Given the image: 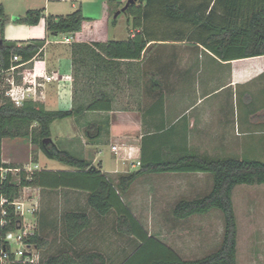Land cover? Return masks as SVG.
I'll return each mask as SVG.
<instances>
[{
  "label": "trees",
  "instance_id": "16d2710c",
  "mask_svg": "<svg viewBox=\"0 0 264 264\" xmlns=\"http://www.w3.org/2000/svg\"><path fill=\"white\" fill-rule=\"evenodd\" d=\"M119 7L116 4V10ZM120 13L126 16L128 23L130 21L133 31L139 30L132 37L124 41L72 45L75 97L70 110H47L38 100H24L21 106L16 107L0 95V251L6 248L3 241L5 233L16 230L22 222L12 203L19 199L24 188L68 189L85 194V205L98 217L113 213L116 233L139 242V246L120 264H237V223L232 192L238 185H264V161L236 157L207 158L187 151L168 152L165 147L168 138L160 144L154 143L157 137L163 136L161 125L155 126L151 136L142 138L139 168L118 176L113 184L99 167L59 149L51 140L50 126L54 121L68 118L78 121L88 112L112 111V89L124 76L121 67L126 71L131 61L141 62L148 44L192 42L222 61L263 56L264 0H132ZM42 19L45 31L50 35L79 33L83 23L90 20L82 16L79 8L69 15L56 17H44L42 10H29L14 18L13 22L36 26ZM6 20L0 5L2 69L9 68L13 55L20 59L15 65L29 62L45 43L44 40H32L24 46H17L16 42L4 40L2 30ZM110 24L114 26L115 19ZM127 83H130L129 78ZM101 131V128L89 124L84 134L92 140ZM15 138L29 140L47 159L58 161L70 170L27 172L20 166L3 163L1 142ZM162 148L165 149L161 151ZM10 169H19L15 177L8 171ZM3 170L7 172L3 174ZM163 173L211 175L209 193L195 200H179L172 215L184 220L205 215L213 209L220 211L223 233L220 245L213 253L195 260H182L164 243L148 236L122 201L121 196L141 176ZM62 224L66 240L73 242L88 228L90 219L84 211L72 210L63 214ZM27 243L35 245L39 252L46 245L38 232L29 236ZM38 264H107V260L97 252L77 257L61 253L46 259L41 257Z\"/></svg>",
  "mask_w": 264,
  "mask_h": 264
},
{
  "label": "crops",
  "instance_id": "0c3cea01",
  "mask_svg": "<svg viewBox=\"0 0 264 264\" xmlns=\"http://www.w3.org/2000/svg\"><path fill=\"white\" fill-rule=\"evenodd\" d=\"M53 2L57 1L44 0L39 5L25 2V12L42 10L44 17L71 14L63 15L53 10ZM125 2L114 1L121 8ZM81 4H71V8L76 11ZM101 17L99 20L89 18L83 23L81 31L74 34L50 35L45 31L43 19L36 26L20 25L16 29L18 39L10 42H16L19 46L32 40L45 41L29 62L21 64L19 75L15 77L21 92L29 89L25 100L41 101L47 110L67 111L72 108L75 97L72 45L116 41L114 35L109 39L105 34L115 29L116 25L109 27L111 24ZM102 23L107 25L103 32L100 33L97 27L93 28V24L98 26ZM137 31H127L124 39L132 37ZM65 36H70L71 42H64ZM149 55L154 63L142 70ZM126 68L125 71L121 67L123 77L130 81V101H124L125 107H116L122 100L114 97L112 111L88 112L78 121L74 118L64 119L67 121V132H61V127L56 126L54 137L56 141L63 139L67 146L64 150L80 152L82 159L99 167L113 184L118 176L139 168L142 138L151 136L155 126L162 125L163 135L168 131L171 133L166 141L171 153L187 151L207 158L231 153L264 154V55L222 61L192 42H157L148 44L141 62L131 61ZM142 71L147 79L146 104L139 94ZM51 76L54 79L45 81L44 77ZM224 94L228 96L227 99L222 97ZM55 123L51 124L50 133ZM89 124L102 129L100 135L92 140L84 134ZM51 138L53 140L52 133ZM17 139L2 140L3 163L20 166L27 172L70 170L63 164L49 165V159L39 149L36 150L29 141L16 144ZM20 145L25 148V154L22 159H15L12 150ZM107 156H110V160ZM49 161L52 163L54 160ZM6 172L2 171L3 174ZM151 175L179 182L191 178L195 189L196 181L205 176L203 173H163L143 175L138 180ZM26 190L40 195L43 191H49ZM58 190L76 194L68 189Z\"/></svg>",
  "mask_w": 264,
  "mask_h": 264
},
{
  "label": "rangeland",
  "instance_id": "374dc122",
  "mask_svg": "<svg viewBox=\"0 0 264 264\" xmlns=\"http://www.w3.org/2000/svg\"><path fill=\"white\" fill-rule=\"evenodd\" d=\"M44 0H0L6 21L3 25V38L6 41H14L16 29L20 26L13 22L11 17H20L25 13V5H39ZM115 0H68L51 3L53 10L63 15L72 13L71 4L81 7L82 16L99 20L104 14V20L111 23L115 19L116 28L105 33L111 39L114 35L116 41L125 40L127 31L132 30L131 23L127 21L126 16L120 13L116 16ZM126 2L128 0H125ZM26 2V4H25ZM125 2V4H126ZM105 4V8L103 7ZM124 4V5H125ZM104 8V13H103ZM116 10V11H115ZM105 22V21H104ZM103 22V23H104ZM93 24V28L103 32L107 27L105 24ZM114 25V26H115ZM113 27V25H109ZM114 28V27H113ZM148 58L143 69L154 62L152 56ZM20 77V76H18ZM118 85L112 89L113 96L122 100L116 107H125L124 101H130V85L123 77L117 81ZM147 79L145 72L140 74L139 94L146 104ZM218 97V96H216ZM227 99V95H222ZM128 107V106H127ZM52 129V142L59 149L64 150L65 143L62 138L55 140L56 126L61 127V132H67V121L58 120ZM167 133L157 137L156 144L165 141L170 137ZM52 139V138H51ZM13 141V140H12ZM29 140L19 138L16 144H26ZM14 146L12 157L22 159L25 154L23 146ZM151 145V144H150ZM13 146V145H12ZM36 150L38 149L37 146ZM168 148V146L165 145ZM165 148H162L163 151ZM81 158L80 152L72 153ZM258 156V157H257ZM34 158L35 155L33 154ZM110 156H107L108 160ZM203 157H205L203 155ZM213 158L212 156H208ZM236 157L245 159H257L264 161V154H241L231 153L226 156L219 154L214 158ZM49 165L62 166L58 161L48 160ZM18 173L11 171L15 177ZM206 176V177H205ZM196 181L197 189L194 188L193 179L188 178L185 181H172L162 179L156 176H149L136 181L129 191L122 195V201L131 210L133 216L142 225L148 236L164 243L172 249L182 260H195L205 257L216 251L220 245L223 233V217L220 211L211 210L205 215H195L184 220H178L173 217L172 210L179 200H195L203 197L212 187V177L205 174ZM22 204L23 230L30 235L38 232L46 245L40 250L41 257L46 259L50 255L61 253L77 257L89 252L101 253L107 260V264H120L127 258L138 246L139 242L129 236L117 234L115 231V215L113 213L98 217L85 205L84 194H74L65 190L43 191L35 194L31 190H25L20 194L19 199ZM232 203L237 223V246L236 263L237 264H264V185H238L232 192ZM79 210L87 213L90 219L88 228L73 242L66 240L62 224V216L67 211Z\"/></svg>",
  "mask_w": 264,
  "mask_h": 264
},
{
  "label": "built area",
  "instance_id": "2783aa9c",
  "mask_svg": "<svg viewBox=\"0 0 264 264\" xmlns=\"http://www.w3.org/2000/svg\"><path fill=\"white\" fill-rule=\"evenodd\" d=\"M64 42H71V37L65 36ZM19 60L18 56L13 55L11 57V65L8 69H2L0 67V95L2 94L9 99V101L16 107L21 106L26 98L25 94L29 91L27 88L21 92L15 79L16 75H19L18 69L21 64L15 65L14 63L19 62ZM44 79L48 82L54 79V76L44 77ZM25 190L26 188L22 191L24 192ZM21 204L20 201L12 203L15 212L22 217L23 210ZM4 214L5 213L2 212V215ZM29 236L31 235L23 230L22 224H20L16 230L6 232L3 237L6 248L0 251V264H38L41 259L40 252L35 245L27 243Z\"/></svg>",
  "mask_w": 264,
  "mask_h": 264
},
{
  "label": "water",
  "instance_id": "95a60500",
  "mask_svg": "<svg viewBox=\"0 0 264 264\" xmlns=\"http://www.w3.org/2000/svg\"><path fill=\"white\" fill-rule=\"evenodd\" d=\"M132 0H128L127 2H126V4L123 6V8L121 9V11H118L117 13H116V16L120 13V12H122V11H124V9H125V7L127 6V4L129 3V2H131Z\"/></svg>",
  "mask_w": 264,
  "mask_h": 264
}]
</instances>
